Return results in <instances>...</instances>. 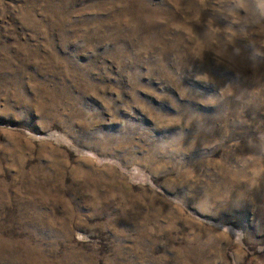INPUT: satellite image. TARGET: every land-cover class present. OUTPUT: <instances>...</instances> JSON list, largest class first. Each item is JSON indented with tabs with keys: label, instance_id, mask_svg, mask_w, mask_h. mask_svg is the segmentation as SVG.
Masks as SVG:
<instances>
[{
	"label": "rangeland",
	"instance_id": "374dc122",
	"mask_svg": "<svg viewBox=\"0 0 264 264\" xmlns=\"http://www.w3.org/2000/svg\"><path fill=\"white\" fill-rule=\"evenodd\" d=\"M0 264H264L262 0H0Z\"/></svg>",
	"mask_w": 264,
	"mask_h": 264
},
{
	"label": "clouds",
	"instance_id": "9594fccd",
	"mask_svg": "<svg viewBox=\"0 0 264 264\" xmlns=\"http://www.w3.org/2000/svg\"><path fill=\"white\" fill-rule=\"evenodd\" d=\"M262 3H264V0H262Z\"/></svg>",
	"mask_w": 264,
	"mask_h": 264
}]
</instances>
